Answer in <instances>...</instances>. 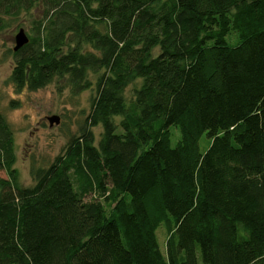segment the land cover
<instances>
[{"label": "trees", "instance_id": "1", "mask_svg": "<svg viewBox=\"0 0 264 264\" xmlns=\"http://www.w3.org/2000/svg\"><path fill=\"white\" fill-rule=\"evenodd\" d=\"M38 7L10 82L93 94L29 186L0 111V264H264V0H0V31Z\"/></svg>", "mask_w": 264, "mask_h": 264}, {"label": "rangeland", "instance_id": "2", "mask_svg": "<svg viewBox=\"0 0 264 264\" xmlns=\"http://www.w3.org/2000/svg\"><path fill=\"white\" fill-rule=\"evenodd\" d=\"M40 8L33 9L30 14L22 15L16 24L0 31V111L4 114L13 132L15 148L14 167L21 185L33 184L32 166H46L52 161L67 143L69 137L77 133L83 125L90 109V98L93 90H85L72 95L63 78H54L49 84L36 90L22 89L17 91L9 77L14 66L12 50L15 34L22 28L27 35L30 33L31 21L40 17ZM18 25V26H16ZM234 32L227 36L233 44ZM158 47L153 49L156 54ZM132 86L125 90L129 101L132 97ZM13 101V103H11ZM56 116L57 123L49 124L48 118ZM96 140L101 132L98 125L92 128ZM171 146L179 138L178 130L172 125ZM210 144V139L203 134L198 141L201 152ZM0 170V177H5ZM159 248L165 252L166 230L163 224L155 231Z\"/></svg>", "mask_w": 264, "mask_h": 264}, {"label": "water", "instance_id": "3", "mask_svg": "<svg viewBox=\"0 0 264 264\" xmlns=\"http://www.w3.org/2000/svg\"><path fill=\"white\" fill-rule=\"evenodd\" d=\"M15 44L13 46V51H16L18 48L23 46L25 43H27L28 38L27 35L24 33L22 28H19L17 33L15 34ZM49 124L51 125L52 123H57L58 118L56 116H51L48 118Z\"/></svg>", "mask_w": 264, "mask_h": 264}]
</instances>
